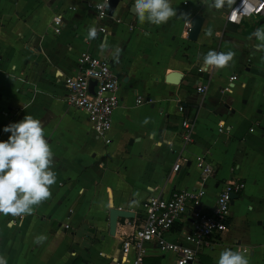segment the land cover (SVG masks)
Wrapping results in <instances>:
<instances>
[{
	"label": "crops",
	"instance_id": "1",
	"mask_svg": "<svg viewBox=\"0 0 264 264\" xmlns=\"http://www.w3.org/2000/svg\"><path fill=\"white\" fill-rule=\"evenodd\" d=\"M96 1L0 0V141L11 135L4 127L26 115L41 120L56 173L51 198L34 206L31 215L0 214V255L8 264H131L132 252H120L123 223L139 224L150 197L198 188L193 159L202 155L212 173L195 211H213L216 193L230 180L244 187L230 204L226 232L190 264H218L225 249L242 253L249 264H264V51L255 50L258 41L252 36L264 20L224 26L228 7L170 0L178 16L161 25L141 24L134 0H119L103 22L104 40L99 34L89 39V29L98 26ZM54 15L63 25L57 35ZM193 15L203 18L195 42L187 40L189 24L180 20ZM84 51L105 58L118 81L108 143L62 98V80L76 72V58ZM209 51L235 56L224 69L198 73ZM173 72L180 74L176 83ZM231 75L235 78L228 81ZM198 86H204L203 95L196 93ZM136 96L149 103L135 105ZM187 115L194 117L193 142L181 149L180 122ZM109 208L132 213L117 220L113 236ZM177 228L188 229L189 223H176L168 241L179 240ZM40 235L46 239L36 243ZM174 263L172 253L145 245L141 264Z\"/></svg>",
	"mask_w": 264,
	"mask_h": 264
},
{
	"label": "built area",
	"instance_id": "2",
	"mask_svg": "<svg viewBox=\"0 0 264 264\" xmlns=\"http://www.w3.org/2000/svg\"><path fill=\"white\" fill-rule=\"evenodd\" d=\"M109 0H97L93 4V12L98 23L97 34L103 37L107 33L103 24L110 19L106 5ZM245 19L264 20V0H235L231 8H227L224 26L236 27ZM60 15L51 18L54 35L62 29ZM213 67H197L198 73L211 71ZM231 75L228 81L234 80ZM89 82H93L92 93L88 90ZM63 100L75 110L86 116L89 129L97 138L104 140L111 126V116L119 103L118 81L114 77L111 66L105 58L95 57L87 51L76 58V72L62 80ZM204 86L196 87V93L204 94ZM149 103L148 99L136 96L134 104ZM180 112L186 108L178 107ZM194 117H182L180 122L181 149L193 142ZM185 159H176L171 167L176 172ZM194 165L198 170V188L176 190L167 197H150L142 205L143 217L139 224L124 222L118 232L121 256L132 252L131 264H141L145 253V245L153 243L161 252L172 253L174 264H190L196 260L202 249H211L212 240L220 237L227 230L226 220L229 215L231 195L237 196L243 190L242 182L230 180L221 185L214 200V210L199 213L194 210L205 194L204 183L210 177L212 168L201 155L195 156ZM186 216L188 219H186ZM178 222L189 223L188 229L176 231L179 240L168 241L166 234ZM68 226L64 225L66 229Z\"/></svg>",
	"mask_w": 264,
	"mask_h": 264
},
{
	"label": "clouds",
	"instance_id": "3",
	"mask_svg": "<svg viewBox=\"0 0 264 264\" xmlns=\"http://www.w3.org/2000/svg\"><path fill=\"white\" fill-rule=\"evenodd\" d=\"M209 8L221 10L231 8L235 0H203ZM139 22L154 25L167 23L177 16L170 0H134L132 5ZM209 36L212 30L209 29ZM97 30L88 31V38L95 39ZM252 36L256 41L255 50L264 51V27L257 28ZM101 49L105 44H101ZM235 53L209 51L203 57L205 67L224 69L233 61ZM147 123V120L145 121ZM5 133H11L6 141H0V214L22 217L31 215L34 206L51 198L50 187L56 183V173L52 170L54 153L45 139L41 120L26 115L21 121L4 127ZM15 221H10V224ZM46 237H36V243H42ZM0 264H8L0 255ZM218 264H249L240 252L225 249L220 253Z\"/></svg>",
	"mask_w": 264,
	"mask_h": 264
},
{
	"label": "water",
	"instance_id": "4",
	"mask_svg": "<svg viewBox=\"0 0 264 264\" xmlns=\"http://www.w3.org/2000/svg\"><path fill=\"white\" fill-rule=\"evenodd\" d=\"M80 1H86V0H80ZM118 2L119 0H109L108 4L106 5L108 16L112 15ZM131 12H132V7H130V13ZM178 15L179 13H177V16ZM180 20L183 22H187L189 24L187 31V40L191 42H195L200 32L203 23V18L199 15H193L192 17L180 16ZM170 78L173 81V83H176L180 78V74L177 72H173ZM92 87H93V82H89L88 90L90 93H92ZM230 198L231 201H233L234 199H236V196L231 195ZM107 214H108V234L110 236L114 235V230L118 219H128L132 217V213L115 208H109Z\"/></svg>",
	"mask_w": 264,
	"mask_h": 264
},
{
	"label": "rangeland",
	"instance_id": "5",
	"mask_svg": "<svg viewBox=\"0 0 264 264\" xmlns=\"http://www.w3.org/2000/svg\"><path fill=\"white\" fill-rule=\"evenodd\" d=\"M262 60H264V59L262 58ZM261 80H262V82L264 83V72H263V75L261 76ZM190 88L192 89L191 86H190Z\"/></svg>",
	"mask_w": 264,
	"mask_h": 264
},
{
	"label": "trees",
	"instance_id": "6",
	"mask_svg": "<svg viewBox=\"0 0 264 264\" xmlns=\"http://www.w3.org/2000/svg\"><path fill=\"white\" fill-rule=\"evenodd\" d=\"M175 225V224H174ZM179 230V228H177Z\"/></svg>",
	"mask_w": 264,
	"mask_h": 264
}]
</instances>
